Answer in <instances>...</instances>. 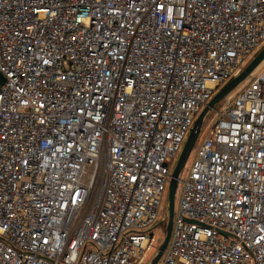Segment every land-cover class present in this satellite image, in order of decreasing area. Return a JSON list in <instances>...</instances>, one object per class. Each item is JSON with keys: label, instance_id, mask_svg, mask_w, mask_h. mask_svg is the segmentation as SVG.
I'll return each mask as SVG.
<instances>
[{"label": "built area", "instance_id": "obj_1", "mask_svg": "<svg viewBox=\"0 0 264 264\" xmlns=\"http://www.w3.org/2000/svg\"><path fill=\"white\" fill-rule=\"evenodd\" d=\"M261 47L264 0H0V264H145L195 119ZM254 73L207 125L158 264H264Z\"/></svg>", "mask_w": 264, "mask_h": 264}, {"label": "water", "instance_id": "obj_2", "mask_svg": "<svg viewBox=\"0 0 264 264\" xmlns=\"http://www.w3.org/2000/svg\"><path fill=\"white\" fill-rule=\"evenodd\" d=\"M264 62V47L254 56V58L246 65V67L242 70V72L233 77L229 82H227L224 86H222L215 95L211 98L208 104L202 109V111L197 116L190 133L187 137L185 145L182 149V152L179 156L177 164L173 169L171 174V179L168 187V212H167V223L163 221L160 224H165L166 231L165 237L160 245L157 254L152 259L149 264H157L166 250V247L169 244L171 239L173 223H174V213H175V196L178 187V181L180 177V173L185 166L189 156L193 150V147L196 143V140L200 134L202 125L207 114L215 108V106L221 102L225 97H227L232 91H234L248 76H250L255 70ZM4 75L0 72V85L4 82Z\"/></svg>", "mask_w": 264, "mask_h": 264}, {"label": "rangeland", "instance_id": "obj_3", "mask_svg": "<svg viewBox=\"0 0 264 264\" xmlns=\"http://www.w3.org/2000/svg\"><path fill=\"white\" fill-rule=\"evenodd\" d=\"M258 51L259 50H257L254 53V55ZM254 55H253V58H254ZM258 68L261 71L264 70V62ZM254 74L255 73L253 72L250 76H248L234 91H232L227 97H225L221 102H219L215 106V108L213 110H211L207 114V116H206V118L204 120V123L202 125L200 134H199V136H198V138L196 140V143H195V145L193 147V150H192V152H191V154L189 156V159L187 160L185 166L183 167V169H182V171L180 173V177H179V181H178V187H177V192H176V196H175V213L178 211V209L180 207L181 198H182V192H183V188H184V182L189 177V174H190V171H191V167H192L193 161H194V159L197 156V152H198V150L200 148V145H201L203 139L206 136H208V135L211 134V131L208 132V126L207 125L210 122L212 123V119L214 118V116L216 114V111H218V110L219 111H222V110H224L226 108V106L228 105L227 104L228 97L229 96H234L235 97L237 95V93H238V89L241 88V87H243V85L248 84L252 80ZM220 88H218V90ZM215 93H214V95H215ZM188 135H189V133H188ZM188 135H187V137H188ZM187 137L184 140V143H183V146H182L181 150L178 152L177 157L175 158V161L173 163L172 169H174L175 166H176V164H177V161H178L179 156H180V154L182 152V149H183V147L185 145V142L187 140ZM168 187H169V183L167 184L166 189L164 191V194L162 196L161 207H160V211H159V215H158L157 219L154 221V223H152L150 226H148V227L145 228V230H148V231H150L151 229L154 230V234L156 236L155 247L152 248V250L148 253V256H147V259H146V263L145 264H149L152 261V259L155 257V255L157 254L158 249H159L160 245L162 244V242L164 240V237H165L166 226H165V224H160V222L163 221L164 223H167V219H168V217H167V212H168ZM171 243H172V235H171V239L169 241V244L166 247V250L162 254V256H161V258H160V260H159L158 263H162L164 261V259L166 258V255H167V253H168V251L170 249Z\"/></svg>", "mask_w": 264, "mask_h": 264}, {"label": "trees", "instance_id": "obj_4", "mask_svg": "<svg viewBox=\"0 0 264 264\" xmlns=\"http://www.w3.org/2000/svg\"><path fill=\"white\" fill-rule=\"evenodd\" d=\"M259 51H260V50H259ZM259 51H258V52H259ZM258 52H257V53H258ZM257 53H256V54H257ZM252 59H253V58H252ZM252 59H251V60H252ZM251 60H250V61H251Z\"/></svg>", "mask_w": 264, "mask_h": 264}]
</instances>
